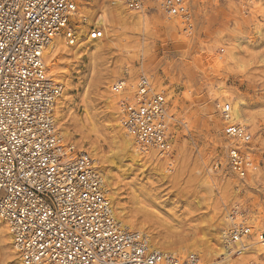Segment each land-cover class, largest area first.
Masks as SVG:
<instances>
[{
  "label": "rangeland",
  "instance_id": "obj_1",
  "mask_svg": "<svg viewBox=\"0 0 264 264\" xmlns=\"http://www.w3.org/2000/svg\"><path fill=\"white\" fill-rule=\"evenodd\" d=\"M86 3L88 22L81 24L94 27L102 16L107 26L106 32L97 27L102 38L90 41L99 49L57 54L52 60L60 74L56 78L64 87L67 79L71 82V110L64 112L74 130L64 142L86 153L96 145L126 218L161 250L193 251L200 264H218L224 217L236 203L264 238V20L255 1L190 0L189 33H181L178 22L166 20L154 5L147 6L146 25L140 26L125 9L120 11L126 12V21L114 14L110 0ZM260 3L264 6V0ZM142 75L153 92L164 94L178 121L171 154L155 167L144 160L139 166L130 153L121 152L122 137L113 121L117 102ZM121 79L127 89L112 94L111 87ZM214 87H225L246 103L240 122L249 129L256 155L243 181L223 164L224 125L212 97ZM111 94L116 109L110 108ZM215 162L222 163L218 171L213 170ZM252 241L256 239H245ZM10 250L0 237V264H16ZM230 263L264 264V246Z\"/></svg>",
  "mask_w": 264,
  "mask_h": 264
},
{
  "label": "built area",
  "instance_id": "obj_2",
  "mask_svg": "<svg viewBox=\"0 0 264 264\" xmlns=\"http://www.w3.org/2000/svg\"><path fill=\"white\" fill-rule=\"evenodd\" d=\"M120 1L137 12L154 5L191 30L190 0ZM77 6V0H0V219L12 248L21 264H200L194 254L150 251L139 233L125 230L88 153L56 129L54 108L64 86L47 74L43 54L57 37L76 42ZM86 33L94 41L103 32L87 25ZM110 91L120 94L124 86ZM118 105L122 127L140 151L170 155L178 121L148 78L140 76L131 98ZM229 112L228 104L220 109L225 121ZM223 131V164L243 181L255 165L252 136L245 124L229 122ZM221 166L215 162L213 170ZM224 222L222 246L235 258L247 247V212L233 204Z\"/></svg>",
  "mask_w": 264,
  "mask_h": 264
},
{
  "label": "bare ground",
  "instance_id": "obj_3",
  "mask_svg": "<svg viewBox=\"0 0 264 264\" xmlns=\"http://www.w3.org/2000/svg\"><path fill=\"white\" fill-rule=\"evenodd\" d=\"M255 3L254 5L257 7V13L259 14L258 17H262V19L264 20V6L262 3H260L261 0H254ZM77 12L75 14V17L73 18L74 23H76L77 25V29H76V42H74L72 45H69L68 43H66V41L62 38V37H57L55 38L52 43L49 45V47L45 50L44 54H43V58H44V64L46 67V72L49 76L53 77V79L58 80L56 78V76L59 74V72H57V66L55 65V63H52V60L55 58V56L57 54L63 55V56H67L68 53H70L71 51H73L74 56H77V54L79 53V51H84L86 53L88 52H96L99 47L94 46L92 44H90V38L88 37L87 33H86V27L83 26V21L88 22V19L85 16V10H87L86 7V0H77ZM151 5V4H149ZM110 6H111V11L116 14L120 19H123L124 21L125 18L123 15H126L124 12L120 11V9L122 10H127L129 13H133V14H129L132 18L135 19V22L137 24H139L140 26H145L146 25V14L145 13V8L142 9V11H129L128 9L125 8V6L121 3L120 0H110ZM147 9V7H146ZM157 10L162 14V12L157 8ZM144 12V13H143ZM250 13V12H249ZM163 15V14H162ZM164 18H166L163 15ZM149 20V19H148ZM166 20L168 21H175L178 22V24L180 26L179 30L181 33H187L183 31L182 28V21L180 18H166ZM150 21V20H149ZM94 25L96 27H99L101 29H103V31L106 32V24H105V19L102 16H99L97 21L94 23ZM191 25V23H190ZM256 34L259 35L260 34V30L257 27L256 28ZM48 68V69H47ZM50 70V71H49ZM61 70V69H60ZM60 75V74H59ZM68 77V76H67ZM63 78V77H62ZM62 80V79H61ZM60 81V80H59ZM70 80L67 79L65 82V87L63 89V92L61 94V96L59 97V99L56 102L55 108H54V121H55V126L56 129L58 131V133L60 134V136L63 138H68L71 134V130H74V123L71 122L67 116H66V112H64V109L69 110L71 108V103L68 100V94L70 93ZM117 83H122L124 86V92L127 89V81H123L118 80ZM116 83V84H117ZM63 84V83H62ZM115 85V84H114ZM113 85V86H114ZM64 86V84H63ZM113 86L111 87V89L113 88ZM134 87L131 85L128 89V91H126L127 94H129L128 96H123L122 98L125 99H129L132 96V89ZM110 89V90H111ZM152 89V88H151ZM214 91L212 94L213 100L216 101V107L219 109V114H220V109L222 106H224L225 104H228L230 106V112H229V118L227 119V121H225L221 114H220V118L222 121V124L225 126L226 123H238V124H242L240 121L244 120V107H245V102L242 98L238 97L237 94H234L232 92H230L228 89H226L225 87H214ZM153 91V90H152ZM111 92V91H110ZM158 93V92H156ZM113 94V93H112ZM111 94L110 96V108L112 109H116V102H114V98L112 97L113 95ZM119 96V94H114ZM113 98V99H112ZM221 104H223L221 106ZM117 106H118V113L116 111H114L113 113V121L115 123V128L117 129L118 133L121 134L122 137V147H121V152H125V153H130L131 156L133 157V160L140 166L142 165L141 160H144V163H150L153 164L154 167L157 165L159 166L160 164H163V162L165 163L166 157L165 156L163 159H161L160 157L157 156V154L154 151H146V150H142L140 151V147L138 146L137 142L134 140V138L126 133V131L123 129L122 127V111L120 106L118 105L117 102ZM71 110V109H70ZM247 112V111H246ZM122 131V132H121ZM64 141V140H63ZM173 143H174V139L172 140L171 144H170V152H171V148L173 147ZM227 145V143L224 140V145L223 147L225 148ZM223 148V149H224ZM84 150V149H83ZM86 151V150H84ZM171 154V153H170ZM88 155L90 156L93 166L95 167V169H97L105 183V187L107 190V196L108 199L112 205L114 214L116 216V218L118 219V221L120 222L121 226L128 231H135L137 233H139L144 241H145V246L147 247L148 250L150 251H162V252H169V253H176L179 255H184L185 250L184 249H179V250H170V249H165V250H161V247L158 246L156 244V242H154V240H151L148 236V234L146 232H144L140 227L136 226L132 220H129L128 218H126L122 208L119 206V196L116 192V188L114 187L113 184V178L111 176L110 171H106V168L104 167V159L102 156H100V154L97 152L96 149V145L90 147V151L88 152ZM170 156V155H169ZM161 161V162H160ZM143 163V165H144ZM159 163V165H158ZM254 166V165H253ZM162 167V166H161ZM164 168V167H163ZM163 168H161L160 170H162ZM254 167H252L253 169ZM252 169H249L248 172H251ZM167 171H169V168H166ZM247 172V173H248ZM249 177V175H248ZM251 178V177H250ZM225 219V217H224ZM249 221V225L251 226V230L249 235L246 237L247 239H249V237L251 239H256V241H252L250 244L246 243L247 247L246 249L240 254H244L247 253L250 249L255 248L256 252H261L263 250V246L264 244L261 243L262 241H264V238L261 237V234L259 233L258 235H256V231H253L252 229V224H251V218L248 219ZM226 227V223L224 222V226H223V231L221 232V234L219 235V241H221L222 244V236H223V232L224 229ZM0 230H2V234L0 232V237H4L5 240L7 241V244L10 246V251L11 253L15 256L16 258V264H21L19 259L17 258L12 245H11V238L8 232V228L6 226V223L4 221H2L0 219ZM264 232V231H263ZM245 238V239H246ZM245 241V240H244ZM249 242V241H248ZM222 247V246H221ZM225 248H221L222 254L218 255V258H220V262L219 263H224V264H231L230 262L232 261V258L230 257V255L228 254V249L224 250ZM178 252V253H177ZM189 254H194L196 255V252H189ZM221 256H224L223 258ZM253 260V259H252Z\"/></svg>",
  "mask_w": 264,
  "mask_h": 264
}]
</instances>
